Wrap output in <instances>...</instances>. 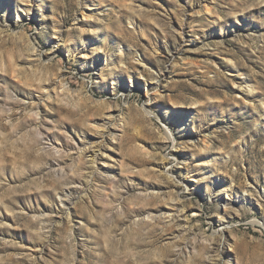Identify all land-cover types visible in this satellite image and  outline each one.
<instances>
[{"label":"rangeland","instance_id":"obj_1","mask_svg":"<svg viewBox=\"0 0 264 264\" xmlns=\"http://www.w3.org/2000/svg\"><path fill=\"white\" fill-rule=\"evenodd\" d=\"M263 192L264 0H0V264H264Z\"/></svg>","mask_w":264,"mask_h":264},{"label":"bare ground","instance_id":"obj_2","mask_svg":"<svg viewBox=\"0 0 264 264\" xmlns=\"http://www.w3.org/2000/svg\"><path fill=\"white\" fill-rule=\"evenodd\" d=\"M207 10H208V8H207ZM17 21H18V19H17ZM91 24V23H90ZM51 87V86H50ZM47 89H49V88H47ZM92 123H94V126L95 127H103V124H100V123H98L97 121H92ZM102 152V151H101ZM101 154H103L104 155V152H102ZM95 161H92V163H94ZM98 170H100V171H102L103 173H107V171L105 172L104 170H101V168H99ZM64 193V192H63ZM264 193V192H263ZM146 213H147V211H146ZM151 213V212H150ZM149 213V214H150ZM148 215V214H147Z\"/></svg>","mask_w":264,"mask_h":264}]
</instances>
